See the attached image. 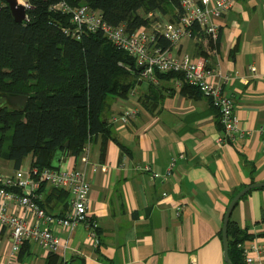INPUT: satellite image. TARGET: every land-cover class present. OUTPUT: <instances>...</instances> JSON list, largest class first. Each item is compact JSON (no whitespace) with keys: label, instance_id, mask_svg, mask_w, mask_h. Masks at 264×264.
Returning <instances> with one entry per match:
<instances>
[{"label":"crops","instance_id":"0c3cea01","mask_svg":"<svg viewBox=\"0 0 264 264\" xmlns=\"http://www.w3.org/2000/svg\"><path fill=\"white\" fill-rule=\"evenodd\" d=\"M171 17L149 15L166 22ZM216 21L220 37L215 51L200 43L207 58L198 54L196 39L169 51L177 59L186 54L202 58L207 67L231 77L223 89L235 101L236 139L219 143L218 111L201 93L179 88L175 77L140 79L128 97L111 98L103 115L112 131L105 151L100 135L90 143L89 166L80 156L60 157L66 159L61 166L87 172L89 214L99 224L101 244L94 248L83 225L74 231L56 229L61 243L57 264H228L222 229L231 198L264 182V0H237ZM129 109L138 114L124 123L118 117ZM25 160L18 170L0 155V174L26 178L33 156ZM147 166L151 171L143 169ZM41 194L49 212H68L70 194L60 197L49 186ZM231 217L253 236L250 242L260 248L256 255L264 264V189L246 194ZM49 254L26 243L17 264H49ZM13 259L10 234L0 230V264Z\"/></svg>","mask_w":264,"mask_h":264},{"label":"trees","instance_id":"16d2710c","mask_svg":"<svg viewBox=\"0 0 264 264\" xmlns=\"http://www.w3.org/2000/svg\"><path fill=\"white\" fill-rule=\"evenodd\" d=\"M25 1L30 6L28 17L18 22L6 0H0V155L18 170L30 155L32 168L57 169L60 157H79L100 135L105 151V143L112 136L103 116L109 101L128 97L139 83L142 70L102 32L85 34L80 40L68 36L64 30L72 26L71 17L55 6L62 2L73 8L88 6L102 12L109 24H123L128 33H134L156 21L149 18L151 13L171 14L172 22L178 21L181 0ZM193 35L198 41V54L207 58L198 40L204 35L197 24ZM157 47L169 51L172 43L159 36ZM168 77L179 75L156 73L157 79ZM184 88L201 93L196 87ZM10 95L28 97L26 106L12 109L5 99ZM53 190L60 197L68 194ZM252 238L247 229L230 218L228 252L233 264H245L240 245ZM49 255V264H57V255Z\"/></svg>","mask_w":264,"mask_h":264},{"label":"built area","instance_id":"2783aa9c","mask_svg":"<svg viewBox=\"0 0 264 264\" xmlns=\"http://www.w3.org/2000/svg\"><path fill=\"white\" fill-rule=\"evenodd\" d=\"M236 2L237 0H181L178 21H154L150 26L141 27L134 33H128L125 25L109 24L102 12L92 10L88 6L72 8L62 2L55 6V9L71 17L72 26L64 30L68 36L80 40L85 34L102 32L119 50L135 59L136 65L142 70L141 79H155L157 72L176 73L179 77L175 78V83L179 88H198L218 111L222 127V136L218 141L226 143L235 140L239 132L235 101L226 95L223 89L231 77L207 67L202 58L189 54L180 59L174 58L170 51H162L157 47V39L159 36L165 37L172 46L179 45L186 39L197 40L193 35V27L197 24L204 35L198 39L199 42L204 43L209 52H213V44H216L220 37V25L216 19L228 14ZM255 70L252 68L253 72ZM137 114L136 109H129L118 119L126 123ZM89 150L90 144L80 155V160L86 166L90 165ZM175 161L176 157L172 166ZM98 169V165H94L93 170ZM143 169L151 171L148 166ZM160 176L154 173V177ZM44 186L70 194L71 203L66 214L55 215L42 205L41 189ZM90 191L91 183L84 168L33 167L26 178L0 174V230H6L10 234L14 258L10 264H17L16 256L26 243L36 244L48 253L58 252L61 243L55 235L56 229L74 231L83 225L89 231L94 248H99V224L92 220L89 214ZM240 246L244 250L245 264H261L256 255L261 251L257 244L246 241Z\"/></svg>","mask_w":264,"mask_h":264},{"label":"water","instance_id":"95a60500","mask_svg":"<svg viewBox=\"0 0 264 264\" xmlns=\"http://www.w3.org/2000/svg\"><path fill=\"white\" fill-rule=\"evenodd\" d=\"M6 2L8 3L16 21L18 22H23L24 20H26L27 18V10L29 8V6L27 4H20L19 0H6ZM6 100L9 102V106L12 109H22L26 106L28 97L26 96H17V95H10V96H5ZM68 156H71V154H69ZM62 162H66V159L64 158L62 160V158L58 159V163L57 166L58 168L61 166ZM57 168V169H58ZM259 188H264V182L261 183H253L251 185H248L247 187H245L244 189H242L230 202L226 215H225V219H224V225H223V243H224V257L225 260L228 264H233L230 260L229 257V252H228V224L230 221V218L232 216V213L236 207V205L238 204V202L249 192H251L252 190L255 189H259Z\"/></svg>","mask_w":264,"mask_h":264},{"label":"rangeland","instance_id":"374dc122","mask_svg":"<svg viewBox=\"0 0 264 264\" xmlns=\"http://www.w3.org/2000/svg\"><path fill=\"white\" fill-rule=\"evenodd\" d=\"M25 1V0H24ZM24 4H27V2L25 1L24 2ZM12 133H10V135H11ZM9 144H10V141L8 140V141H6V144H5V149H7L8 148V146H9ZM29 164H30V160H29V158H27L26 160H25V162H24V165H23V167L25 168V171L23 172V174H26V169L29 167Z\"/></svg>","mask_w":264,"mask_h":264},{"label":"bare ground","instance_id":"6f19581e","mask_svg":"<svg viewBox=\"0 0 264 264\" xmlns=\"http://www.w3.org/2000/svg\"><path fill=\"white\" fill-rule=\"evenodd\" d=\"M24 2H25L24 0H19V3H20V4H24ZM64 3H65V2H64ZM72 8H73V7H72ZM92 10H93V9H92ZM11 13H12V12H11ZM27 17H28V16H27ZM70 21H71V20H70ZM122 25H123V24H122ZM127 32H128V30H127ZM97 33H98V32H97ZM99 33H100V32H99ZM82 39H83V38H82Z\"/></svg>","mask_w":264,"mask_h":264}]
</instances>
